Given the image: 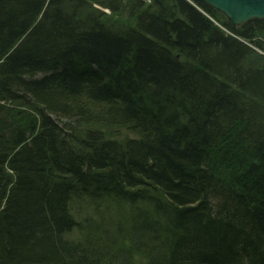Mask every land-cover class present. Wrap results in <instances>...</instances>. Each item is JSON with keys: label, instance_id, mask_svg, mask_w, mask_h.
Returning <instances> with one entry per match:
<instances>
[{"label": "trees", "instance_id": "16d2710c", "mask_svg": "<svg viewBox=\"0 0 264 264\" xmlns=\"http://www.w3.org/2000/svg\"><path fill=\"white\" fill-rule=\"evenodd\" d=\"M151 1L0 0V264H264V19Z\"/></svg>", "mask_w": 264, "mask_h": 264}, {"label": "rangeland", "instance_id": "374dc122", "mask_svg": "<svg viewBox=\"0 0 264 264\" xmlns=\"http://www.w3.org/2000/svg\"><path fill=\"white\" fill-rule=\"evenodd\" d=\"M120 1H122V0H120ZM140 1L145 3L146 5H151L152 4L151 0H140ZM93 7L95 9H97V10L100 9V6H97V5H93ZM102 11L105 12L106 14L108 13L112 17H114V18H112V21L115 23V25H122V24L131 25L133 23V20H132V17L130 15V13L127 12L128 9L126 11L124 9H121L115 15L111 14V12L109 10H107V9H103ZM226 20H227V18H226ZM115 27H117V26H115ZM256 51L259 54L264 56V52L263 51H260V50H256ZM109 134L111 136H113V137L119 138L120 140H124L126 138L133 137L132 133L130 131L126 130V129H121L119 131H111ZM113 207H115V206H113ZM104 208H107V205H104ZM117 211H119V215L118 216L116 214H113V215H109V216H106V217L108 219H110V216H112V217L116 216V217H118L117 218L118 220H119V218L125 217V209L123 207L122 208L118 207ZM71 213H72V215L74 216V218L76 219V221L79 224H81V225L83 224V227L88 225V222H86V219H92V222H93L94 225L99 222V217L96 215L97 214V210L95 209V206L93 205V207H91L90 205H88V203H87V201L85 199L84 200H76V201H74L71 204ZM87 236H89V235L87 234ZM81 237H82V234L79 232L78 229H75L72 233L67 235L66 239L68 241H71V242H77V241H79L81 239ZM96 237H100V233H98Z\"/></svg>", "mask_w": 264, "mask_h": 264}, {"label": "water", "instance_id": "95a60500", "mask_svg": "<svg viewBox=\"0 0 264 264\" xmlns=\"http://www.w3.org/2000/svg\"><path fill=\"white\" fill-rule=\"evenodd\" d=\"M201 13L196 2L203 3L227 18L228 24L237 28L253 20L264 19V0H187ZM207 16V15H206Z\"/></svg>", "mask_w": 264, "mask_h": 264}]
</instances>
